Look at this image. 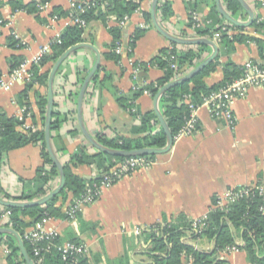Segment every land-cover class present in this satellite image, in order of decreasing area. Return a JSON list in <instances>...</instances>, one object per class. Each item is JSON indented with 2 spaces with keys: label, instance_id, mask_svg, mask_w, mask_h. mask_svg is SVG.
<instances>
[{
  "label": "crops",
  "instance_id": "obj_1",
  "mask_svg": "<svg viewBox=\"0 0 264 264\" xmlns=\"http://www.w3.org/2000/svg\"><path fill=\"white\" fill-rule=\"evenodd\" d=\"M1 1L4 4L0 7V14L6 23L0 27V72L6 77L9 73L8 59L11 56L23 59L32 57L66 27L73 25V22L68 16L60 14L70 10V0H49L38 17L24 11H12L7 0ZM22 1L28 3L31 0ZM168 1L171 3L173 16L160 23L161 26L173 35L190 37L187 1ZM190 1L198 3L196 11L204 18L209 15L213 0ZM150 3L151 0H144L123 27L118 25L113 15L107 18L106 24L101 20H94L84 27L82 42L93 45L100 54L98 71L95 72L96 83L90 81L83 101V121L94 138L105 127L119 136L138 137L132 130L139 124L138 114L152 111L153 98L148 94L144 93L136 100L138 114L133 115L118 105L109 89L98 83L105 73H109L112 77L111 84L121 93H126L133 88L135 81L154 80L163 74L156 66H148L143 70L138 65L139 70L134 75V68L131 66V63L146 62L162 49L168 50L174 46V43L145 22L143 12L150 11ZM53 15L57 18L54 19ZM259 15L264 19V7L260 9ZM246 18L247 16L238 19ZM141 24L146 25V30L136 41L131 55L121 53L117 62L105 57L112 40L108 27L117 25L123 32L120 40L126 41ZM246 31L264 37L252 27ZM11 35L19 40V48L7 45L6 39ZM182 46L186 45L176 44V49L179 50ZM211 50L208 46L203 52L205 57ZM228 57L239 65L248 59H260L253 42L235 44V50L229 56L221 55L219 62L223 63ZM94 60L95 53L92 49L79 48L61 64L54 78L53 112L61 121L51 131V141L55 149L62 148L58 151L62 160H67L81 146L89 154L97 152L84 139L76 120L78 90ZM52 63L45 64L40 71L48 72ZM221 78L219 66L204 81L207 85H212ZM23 88L21 81H15L9 90H0V112L8 116L21 115L18 96ZM71 91H76V94L70 96ZM36 93L46 95V85L34 84L28 92L31 113L35 122L40 125L41 114ZM232 109L235 127L230 129L224 122L213 118L206 107H199L196 132L174 140L171 148L155 155L148 167L124 175L111 186L103 188L99 197L91 204L82 206L75 218H51L45 223V228L52 230L61 243H84L88 251L84 264H114L115 258L125 254L129 264H149L150 259L145 254L149 245L138 239L149 225L162 222L163 219L175 221L180 215L189 220L204 217L212 206L214 196H221L233 187L264 185V88L249 89L245 98L233 102ZM28 122L31 124L32 121L28 119ZM42 162L37 144L9 150L4 154L0 166L2 192L17 196L31 188L36 170ZM73 171L86 179H92L99 173L91 165H77ZM57 181L58 178L51 180V187ZM68 205L67 200L62 205L63 213ZM136 228H140L139 235L134 234ZM31 229L32 226L25 233H29ZM236 241L241 245L240 239L237 238ZM191 243L200 249L211 246V243L203 239ZM8 254V248L0 243V264H7ZM217 258L225 260L227 264H251L246 260L245 251L240 249L228 254L218 252Z\"/></svg>",
  "mask_w": 264,
  "mask_h": 264
},
{
  "label": "trees",
  "instance_id": "obj_2",
  "mask_svg": "<svg viewBox=\"0 0 264 264\" xmlns=\"http://www.w3.org/2000/svg\"><path fill=\"white\" fill-rule=\"evenodd\" d=\"M144 0H88L89 7L80 14L85 18L87 24L94 20H101L106 24L107 18L110 15L115 17V21L119 22L124 16H130L138 10ZM205 1V0H204ZM224 8L229 14L235 18H244L246 13L242 10L237 0H221ZM249 4L253 0H246ZM49 0H31L28 3H23L22 0H7L12 11H24L28 14H34L38 17L40 12L39 7L44 6ZM4 4L0 0V7ZM196 2L187 1L188 10H197ZM72 10L60 13L68 16ZM189 12V16H190ZM57 14V13H55ZM57 14V16H60ZM173 16V9L168 0H160L157 4V18L160 23L169 20ZM145 22L149 27H152L149 12H143ZM209 19V24H205L195 29V34L198 37H205L213 40L214 33H218L216 43L219 47L216 58L207 64L198 74L194 75L188 81L179 85L173 86L166 90L159 98L158 105L163 115V118L172 134L173 141L177 132L181 129L185 122V117L188 114V105L186 99L193 102H199L201 97L211 91H216L227 82L237 78L242 71V66L234 63L229 57L223 62H219L221 55L229 56L235 50V44L253 42L258 49L260 59L257 61L264 66V37L255 36L248 33L246 30L249 27H237L225 21L217 12L214 1L210 4V12L206 17ZM5 21L0 14V27L5 25ZM191 18L189 17L188 26H191ZM227 26L231 33H227L222 29ZM255 32H261L264 36V22L257 23L256 18L253 19L251 26ZM84 27L79 25H71L66 27L59 36V43L51 45L49 53L45 54L38 65H32V79L24 84L23 90L19 93L18 101L21 107H24L23 118L8 116L0 112V166L4 154L9 150L17 149L28 144H37L40 148L42 157V165L36 170V177L33 186L28 190L21 192L17 196H12L2 192L0 188V197L6 200L31 201L46 195L53 187L50 181L58 178V169L52 163L44 142V113L46 106V95L36 93V100L41 114V124L35 122L33 113L28 103V92L34 84L46 85L48 72H41L45 64L53 62L66 48L76 43L82 42V33ZM146 28H136L132 33V41L130 45L134 48L136 41L143 34ZM108 32L111 35V43L109 51L105 57L117 62L120 59V54L115 52L117 42L123 37V32L117 26L108 27ZM1 34V30H0ZM184 34V33H183ZM7 45L11 48H19L21 46L18 39L14 36L7 37ZM172 49H162L157 55L151 57L146 62H134L133 65H139L143 70L148 66H156L163 71V74L154 79L145 81H135L134 88H130L126 93H121L119 89L111 84V75L105 73L104 77L98 81L99 85L109 89L115 98L118 105L124 110L133 115L138 112H132V108H136V100L144 93L150 97H154L156 93L168 82L175 80L197 64L204 58V51L208 49V45H186L181 49H176V44H173ZM178 51V53H177ZM176 54V68H170L171 60L169 53ZM132 54V53H131ZM129 54V55H131ZM20 56H11L8 59L9 72L12 71L21 61ZM221 67L222 78L215 84L207 85L204 78L214 72L218 67ZM98 71V70H97ZM1 75V72H0ZM97 73L94 74L92 81L96 83ZM76 91H71L69 94L73 96ZM29 114V115H28ZM28 115V116H27ZM140 116L139 124L133 127V133L138 137L129 138L115 134L108 128H104L95 135V139L101 145L110 149H139L144 147H163L166 143V136L162 128L158 125L157 118L153 111L138 114ZM28 117L31 122V127L24 129L22 125L24 118ZM50 130H54L61 120H58L56 113H52ZM198 130V123L196 126ZM196 130V131H197ZM53 149L59 158L65 184L63 189L54 198L48 200L43 205L30 206L24 208L5 207L0 205V227H11L20 234L24 246L28 253L33 258L32 246L26 239V229L33 226L37 221L46 218H65L66 213L62 211V205L68 200L69 205L74 200L80 198L85 189L86 183L94 180L100 181L102 174L108 172L110 167L116 161H123L125 157L111 156L102 152L89 154L83 146L78 147L77 151L69 156L67 160L60 158L59 152L62 148L53 146ZM155 155H146L148 160L154 158ZM77 165H91L95 167L99 173L93 179H86L77 175L73 168ZM237 189V188H236ZM217 197L212 198V206L202 220V225L198 229H194L192 220L180 215L175 221H167L149 225L141 233L138 238L141 242L149 245L146 255L150 259L149 264H227L225 260L217 258V253L222 251L226 246L235 245L236 239L242 241L241 245H235L238 249L245 251L246 260L251 264H264V210L260 209L262 204V196L257 190L250 191L240 199L229 203L224 208L217 207ZM68 205V207H69ZM10 211V216L6 220L3 215ZM56 243H60V239L56 236ZM203 239L211 243L207 249L195 247L191 241L197 242ZM0 243H3L8 250L7 264H24V260L19 253L17 242L10 234H1ZM43 244V243H39ZM85 258L79 261V264H84ZM114 264H129L127 255H121L113 260ZM41 264H67L61 259L59 251L55 248L43 253Z\"/></svg>",
  "mask_w": 264,
  "mask_h": 264
},
{
  "label": "built area",
  "instance_id": "obj_3",
  "mask_svg": "<svg viewBox=\"0 0 264 264\" xmlns=\"http://www.w3.org/2000/svg\"><path fill=\"white\" fill-rule=\"evenodd\" d=\"M189 1V0H184ZM254 11V19L256 18V22H263V18L259 15V11L264 7V0H253L251 4ZM89 7L88 0H70V9L72 10L68 17L71 19L73 24L85 27L87 22L85 18L80 16L81 13L86 11ZM43 6H40L41 10ZM190 12V11H189ZM191 36L198 37L195 34V29L204 26L205 24H209L210 20L204 18L197 11H191ZM53 18L56 19L57 16L53 15ZM129 16H124L119 22L118 25L120 27L125 26V23L128 21ZM140 28H146L145 24L139 25ZM227 33H231V30L227 26L222 27ZM59 36L57 35L54 39L44 45L41 50L33 55L32 57L23 59L12 71L8 73V76L0 75V90H9L12 83L15 81H21L23 84L28 83L32 79V65H38L41 61L42 57L49 53L51 45L53 43H59ZM213 41L216 42L218 38V33H214ZM187 38V37H186ZM132 41V35H129L126 38V41L119 40L115 47V52L118 54L126 53L127 55L133 52V47L130 45ZM178 53V51H177ZM169 60H171L170 68H176V54L169 53ZM131 66L134 68V75L139 70L138 65ZM241 74L233 79L230 82H227L225 85L220 87L216 91H211L208 94H205L201 97L199 102H193L189 99L185 100V103L188 105V114L185 117V122L181 129L177 132L174 139H178L182 136H188L196 132L197 128V110L199 107L204 106L208 109L210 115L218 119L230 128L233 129L235 127V117L233 114L232 104L235 100L245 98L248 94L249 89L253 87L264 88V66L260 64L259 61L254 59L246 60L242 65ZM135 86L133 85V88ZM21 115L19 118H23L24 107H21ZM132 112L136 113V108L131 109ZM29 115V114H28ZM27 115V116H28ZM24 118V123L22 128L27 129L31 127V124L28 122V117ZM151 164V160H148L146 156H129L125 157L123 161H116L110 167L108 172L102 174V178L100 181H90L86 183V189L83 195L74 200L69 207H67L65 213L68 219H73L79 212L80 208L84 205L91 204L94 202L103 188L111 186L116 181H118L124 175H127L137 169L148 167ZM94 178V177H93ZM92 178V179H93ZM237 188V189H236ZM257 190L258 193L262 196V204L261 208L264 210V185H247V186H238L228 189L221 196H216L217 199V207L224 208L229 203L234 202L244 195H247L250 191ZM10 216V211H7L3 215V219H7ZM196 218L192 219V225L194 229H200L202 225V220L205 218ZM51 218H42L37 221L33 226L29 233H26V239L30 242L32 246V254L33 261L35 264H41L43 260V253L45 251H49L52 248H55L59 251L61 259L67 264H79V261L84 258L87 254V247L84 243L74 242V241H65L56 243V234L52 230H48L45 228V223ZM140 228H136L134 230L135 235L140 234ZM43 244H39V243ZM242 244V243H241ZM235 245H239L237 241ZM235 245L226 246L222 251L223 254H228L234 251H237L238 248Z\"/></svg>",
  "mask_w": 264,
  "mask_h": 264
},
{
  "label": "water",
  "instance_id": "obj_4",
  "mask_svg": "<svg viewBox=\"0 0 264 264\" xmlns=\"http://www.w3.org/2000/svg\"><path fill=\"white\" fill-rule=\"evenodd\" d=\"M160 0H151L150 3V21L152 26L155 28V30L165 37L168 41L178 44V45H208L211 47V53L207 55L199 64H197L194 68H192L189 72L184 74L183 76L172 80L165 84L153 97L152 100V111L154 112L159 126L164 131V134L166 136V143L163 147L157 148V147H144L139 149H131V150H123V149H110L103 145H101L97 140L90 134V132L85 127L84 121H83V101L85 94L87 92L88 86L90 81L93 79L94 74L99 66V60H100V54L98 51L93 47V45L85 42H79L74 45L69 46L66 48L52 63L46 80V106H45V114H44V125H43V132H44V142L46 146V151L52 161V163L57 167L58 169V181L57 184L44 196L31 200V201H17V200H6L2 197H0V205L5 207H16V208H24V207H30V206H37V205H43L48 200L54 198L58 193L63 189L65 184V178L63 174V168L61 165V162L59 158L57 157L52 141H51V130H50V124H51V118L53 113V98H54V78L55 75L60 68L61 64L76 50L79 48H90L95 53V60L91 67V69L87 72L85 75L79 90L77 94L76 99V120L78 124V128L83 135L84 139L89 143V145L94 148L97 152H102L111 156H119V157H129V156H146V155H157L167 152L171 146L173 145V138L172 134L163 118V115L159 109L158 101L160 96L169 88L179 85L181 83H184L185 81H188L191 79L194 75L198 74L207 64H209L211 61H213L216 56L218 55L219 47L217 43L211 39L205 38V37H192V38H186V37H179L176 35L171 34L167 30H165L158 18H157V4ZM215 4V8L218 12V14L228 23L231 25H235L237 27H250L253 23L254 19V11L249 5V3L246 0H237L240 4L242 10L246 13L247 18L246 20H240L238 18L233 17L231 14L227 12V10L224 8L221 0H213ZM1 234H10L12 235L16 242L19 249V253L22 256L24 260V264H35L33 261V258L26 250L23 240L19 233H17L13 228L11 227H0V235Z\"/></svg>",
  "mask_w": 264,
  "mask_h": 264
}]
</instances>
